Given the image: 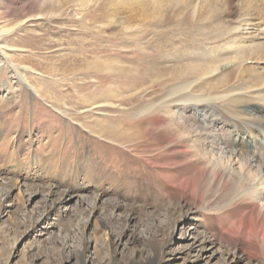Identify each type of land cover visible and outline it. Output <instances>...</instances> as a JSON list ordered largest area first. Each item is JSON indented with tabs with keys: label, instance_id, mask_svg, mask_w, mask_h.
Returning a JSON list of instances; mask_svg holds the SVG:
<instances>
[{
	"label": "rangeland",
	"instance_id": "obj_1",
	"mask_svg": "<svg viewBox=\"0 0 264 264\" xmlns=\"http://www.w3.org/2000/svg\"><path fill=\"white\" fill-rule=\"evenodd\" d=\"M30 1L33 3L0 0V193L6 187H17L3 197L0 207V264H184L187 257L180 255L179 247L193 242L192 233L209 232L217 221L231 234L234 222L224 225L226 215L215 216L217 212L210 208V203L199 207L188 222L176 224L177 216L170 212L166 196L158 193V186L164 188L165 181L148 159L82 128V125L95 126L92 121L103 118L101 114L106 120L111 117L114 121L138 119L146 123L155 118L133 117L128 110L134 105L135 108L151 105L156 97L165 96L167 87L173 84L164 80L163 86L161 83L144 85L149 77L153 80L149 70L152 57L160 55L158 47L153 48L160 47V41H151L152 37L157 39L156 24L137 31L132 28L134 31L130 33L135 35L144 31L146 40L141 45L134 39L126 41V35L119 30V27H135L141 23V13L106 12L109 1L118 5L115 0H85L82 4V0ZM122 1L118 6L124 8L133 2L145 9L154 7L150 0ZM201 1L197 0L203 4ZM239 1L230 3L235 14ZM214 3L219 4L217 0ZM133 17L138 21L132 20ZM261 33L264 36V31ZM263 36L252 33L250 28L246 37L254 45H260L264 44ZM194 37L198 38L197 31ZM182 39L185 38H178ZM149 42L154 43L151 49ZM182 48L177 46L175 54H168L172 57L164 60L162 68L170 65L168 60L174 57V60L184 54L191 57L187 52L192 48ZM195 51L209 57L207 47L199 46ZM253 61L241 65L264 73V59L259 63ZM105 62L110 66L131 68L134 76L93 68ZM138 71L143 74H137ZM232 74L227 71L219 77L223 80L228 77L226 85H233L230 83ZM18 79L30 87L20 84ZM226 85L220 91L233 92L232 86ZM245 88L247 86L239 88L235 84L237 93L232 95L242 93ZM16 89L14 94H9ZM7 101L13 102L11 108H2ZM96 106L109 109L99 113L95 108L91 113ZM226 111L231 114L221 112L228 120L219 126L221 132L225 129L224 122H232V117L237 116L234 119L253 124V138L260 139L258 128L264 129L262 107L227 106ZM150 113L157 115L158 111ZM184 115L191 122H213L219 111L207 108L186 111ZM243 128L240 127V132L238 128L224 131V138L231 135L237 142L240 138L247 140L249 133L242 135ZM232 149L248 154L253 146L235 143ZM159 161L167 160L160 157L156 159ZM240 166L239 162L235 168L240 170ZM175 176L172 179L176 181L179 174ZM145 181L150 186L148 189L143 187ZM51 189L54 193L49 197ZM53 201L58 203L60 211L46 212V205ZM116 203L124 210H114ZM95 205L99 207L96 214L91 210ZM136 236L144 237V242H134ZM87 242L89 248L85 250ZM222 247L226 246L210 248V253L193 264L236 263H230L233 258L226 256ZM238 257L243 259L238 264H264L261 253H240Z\"/></svg>",
	"mask_w": 264,
	"mask_h": 264
},
{
	"label": "bare ground",
	"instance_id": "obj_2",
	"mask_svg": "<svg viewBox=\"0 0 264 264\" xmlns=\"http://www.w3.org/2000/svg\"><path fill=\"white\" fill-rule=\"evenodd\" d=\"M84 1L82 0L80 3L82 4ZM150 1L154 6L153 9H145L142 7L143 5L139 7L135 2L131 3L128 8H124L118 6L123 3L122 0H115L118 5L109 1V7H106L105 10L106 12L133 10L141 13L139 19L141 23L135 27L133 25L119 27L120 32L126 35L128 42L134 39L136 43L142 45L146 40L143 30L135 35L130 33L134 31L132 28L137 31L138 28L155 23L159 29L156 34L154 33L157 39L152 37L151 41H160L163 48H160L159 45L153 47L155 49L158 47V52L160 51V55L153 56L154 58L152 57L149 63L153 80L149 77L143 82L147 86L160 83L163 86L164 80L173 84L167 87L165 96L156 97L152 100L151 105H140L136 108L135 105H132L133 108L128 110L130 111L128 113L133 117L155 116V118L146 120V123H142V118H140L141 122L138 119L114 121L110 120L109 116H107L109 119L106 120L107 118L105 119V116L101 114L103 118H96L92 121L95 126L89 124L85 127L82 125V128L97 138L127 147L148 159L156 173L165 181L164 188L158 186V193L161 197L166 196L170 204V212L174 217L177 216L176 224L188 222L191 216L197 213L199 207L208 206L209 203L211 204L210 208L217 212L215 216L226 215L224 225L234 222L231 234H227L229 232L222 229L223 227H220L222 223L217 221L216 227L209 232L196 235L192 233L193 242L181 244L179 247L180 255L187 257L184 264L187 262L193 264L195 261L201 260L204 255L211 252L210 248L213 249L220 244L226 246L222 247L225 255L233 258L232 260L230 258V263L235 261L238 264L243 261L238 257L240 253L244 255L261 253L264 255V129L258 128L260 139L255 138L254 140L253 132H251V129L255 128L254 125L241 122L244 119H234L237 116L232 117V122H224L225 129H222V132L219 129L222 121H228L223 113L231 114L227 113V106H258L264 109V99H260L264 97V73L258 72L253 67L241 65L243 62H254L253 60H258L255 62L259 63V60L264 59V44L254 45L246 37L250 28L252 33L255 32L263 36L261 32L264 31V1L257 0L253 3L238 0L236 14L230 9V3L234 0H217L219 4L214 3V0L208 2L202 0L203 4L198 3L197 0ZM27 4L24 5L27 6ZM137 6L139 8H135ZM133 19L138 21L135 17ZM196 31L198 38H192ZM139 36V40L135 39ZM181 37L185 39L178 40ZM128 42L126 44H129ZM149 43L151 49L154 43ZM181 43L182 45H180ZM177 46L192 48L187 52L191 57L185 54L178 57V60H174V57L170 61L168 60V63L171 62L170 65L167 64L166 68L164 66L162 68L168 54L176 53ZM199 46L201 49L208 48L209 57H202L197 53L198 50L195 51ZM147 52L150 54L151 51ZM109 64L106 62L101 65L96 64L93 68L107 73L134 76L131 68L110 66ZM227 71L233 73V81L230 82L233 85H226L229 81L228 77L226 80L219 77L220 74ZM138 73L143 74L142 71H138ZM167 74L169 76L165 77ZM18 82L30 87L23 81L19 80ZM235 84L239 88L247 86V89L245 88L246 90L243 92L240 91L242 93L238 95H232L237 93L234 90ZM225 85L232 86L233 92L220 91ZM16 91L17 89L10 91L9 94H14ZM15 97L16 94L12 98ZM11 102H5L4 107H1L10 109ZM95 108L100 110L99 113L109 109L108 106H96L90 110L91 113ZM207 108L219 111V116L214 119L215 121L191 122L187 119L188 116L184 115L186 111L198 112ZM232 110L231 112H233ZM152 111H158L157 115H152L150 113ZM241 126L244 127L242 135H245V132L249 133L247 140L240 138L237 142V139L231 135L224 138V131L239 129L240 132ZM262 138L263 140H261ZM235 143L240 146L251 143L253 151L248 154L236 153V150L232 149V145ZM160 157L163 161L164 159L167 161L156 162V159ZM239 162L240 170L235 168ZM176 174H179V178L175 181L172 177ZM142 184L143 187H147L146 189L150 187L147 181ZM4 185L8 186L9 184L4 183ZM14 189L6 187V190L1 191L0 207L3 206V197H6L10 190ZM53 193L54 190L51 189L48 196L51 197ZM212 198L213 200H211ZM46 206V212L60 211L57 202H49V205ZM113 209L124 210L119 203H116ZM91 210L96 214L99 207L95 205ZM183 237H185L184 242H187L186 236L183 235ZM135 241L142 243L144 237L136 236ZM88 248L89 243L87 242L85 250ZM213 255L214 252L211 256Z\"/></svg>",
	"mask_w": 264,
	"mask_h": 264
}]
</instances>
